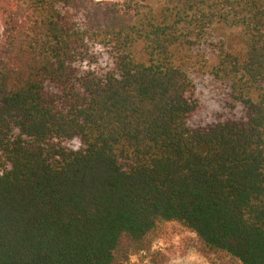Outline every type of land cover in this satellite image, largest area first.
Returning a JSON list of instances; mask_svg holds the SVG:
<instances>
[{
    "label": "trees",
    "instance_id": "obj_1",
    "mask_svg": "<svg viewBox=\"0 0 264 264\" xmlns=\"http://www.w3.org/2000/svg\"><path fill=\"white\" fill-rule=\"evenodd\" d=\"M0 22V264H124L171 223L264 264V0H0Z\"/></svg>",
    "mask_w": 264,
    "mask_h": 264
},
{
    "label": "rangeland",
    "instance_id": "obj_2",
    "mask_svg": "<svg viewBox=\"0 0 264 264\" xmlns=\"http://www.w3.org/2000/svg\"><path fill=\"white\" fill-rule=\"evenodd\" d=\"M96 1H123V0H96ZM2 25L0 22V40ZM215 45V44H214ZM215 46L208 47L201 52V57L196 61L204 65L206 58L202 55L213 54ZM196 85L197 97L201 105L213 110L218 107V99L223 92L220 83L207 74H191ZM151 251L134 255L124 264H213L211 259L204 255L195 234L182 226L171 223L164 227L162 234L151 243ZM221 264H234L231 262Z\"/></svg>",
    "mask_w": 264,
    "mask_h": 264
}]
</instances>
